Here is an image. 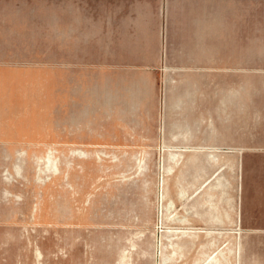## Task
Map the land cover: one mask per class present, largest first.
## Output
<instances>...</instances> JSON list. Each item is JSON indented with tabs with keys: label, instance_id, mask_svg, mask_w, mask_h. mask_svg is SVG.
<instances>
[{
	"label": "rangeland",
	"instance_id": "374dc122",
	"mask_svg": "<svg viewBox=\"0 0 264 264\" xmlns=\"http://www.w3.org/2000/svg\"><path fill=\"white\" fill-rule=\"evenodd\" d=\"M114 1L0 0V14H91ZM214 1L244 13V48L261 64L243 97L227 84V98L206 100L220 146L74 145L59 83L15 84L20 97L0 107V264H131L134 250L145 264H264V0Z\"/></svg>",
	"mask_w": 264,
	"mask_h": 264
},
{
	"label": "crops",
	"instance_id": "0c3cea01",
	"mask_svg": "<svg viewBox=\"0 0 264 264\" xmlns=\"http://www.w3.org/2000/svg\"><path fill=\"white\" fill-rule=\"evenodd\" d=\"M227 5L115 0L91 14H0V107L20 97V82H58L61 134L70 131L74 145L220 146L212 139L206 100L227 98V84L234 98L241 84L243 97L244 82L261 73L259 51L244 48V13ZM213 84L220 88L214 96ZM183 155L192 161L197 154ZM3 156L0 135V161ZM188 210L190 221L196 210ZM129 255L131 264L149 259L138 250ZM95 261L111 264L106 257ZM116 264L128 263L122 258Z\"/></svg>",
	"mask_w": 264,
	"mask_h": 264
}]
</instances>
